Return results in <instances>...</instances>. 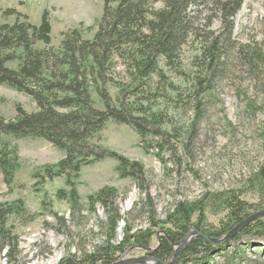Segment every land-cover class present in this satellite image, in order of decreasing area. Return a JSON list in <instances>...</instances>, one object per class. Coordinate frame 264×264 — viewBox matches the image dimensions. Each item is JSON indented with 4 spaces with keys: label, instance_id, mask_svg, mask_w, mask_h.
<instances>
[{
    "label": "rangeland",
    "instance_id": "rangeland-1",
    "mask_svg": "<svg viewBox=\"0 0 264 264\" xmlns=\"http://www.w3.org/2000/svg\"><path fill=\"white\" fill-rule=\"evenodd\" d=\"M7 8H16L37 27L46 15L51 46L57 49L63 32L72 29L93 40L105 3L103 0H0V25L17 20L16 16L4 17ZM191 10L203 25L212 20L207 32H220L221 17L209 2L199 12H194L195 6ZM233 22L234 40L264 53V0H243ZM206 31H201L202 36ZM38 46L46 45L39 42ZM200 47V42L191 38L182 49L179 70L165 71L167 82L177 89H163L158 74L153 75L149 100H139L141 90L147 86L139 87L143 80L135 73L130 58L116 57L109 68L107 65L105 80H109L105 83L97 77L98 87L91 88L96 106L105 108L106 100L100 94L103 90L112 104L123 103L129 109L142 104L148 116L162 113V122L143 137L132 125L108 121L94 137V143L105 150V157L84 165L76 173L47 174L49 166H56L65 158V151L46 139L1 136L0 149L6 145L17 149L14 155L17 167L10 184L0 170V205L11 212L6 214L4 229L0 227V264H59L79 248L93 250L96 243L105 240L106 230L100 226L106 214L102 204L90 205L91 197L105 187L116 189L119 196L116 205L125 218L119 223V240L125 235L127 222L134 230L155 232L148 247L133 246L117 254L113 261L117 264L155 257L149 250L160 247L161 236L166 232L164 226L169 225L153 228L151 221L165 220L178 202L199 200L211 193L234 192L254 205L247 218L264 209L260 207L264 197L253 186L255 174L264 167L263 68L247 64L239 56L232 58L224 76L203 96L205 103L199 111L200 100L191 96L199 89L201 67L196 56ZM165 94L168 96L163 98ZM18 106L28 112L38 110L32 97L0 84V115L7 121L14 120ZM121 158H125L123 164ZM136 162L143 166V173L133 171L132 164ZM74 192L80 203L75 208L72 207ZM213 204L205 209L202 225L214 231L222 230L224 223L229 222L230 213ZM262 217H253L250 222ZM198 219L196 214L193 221ZM193 231L200 232L196 228ZM196 238L202 237L196 235L192 240ZM212 245L211 252L200 251L187 262L180 261V255L176 264H264V238L254 239L247 233ZM172 256L164 262H169Z\"/></svg>",
    "mask_w": 264,
    "mask_h": 264
},
{
    "label": "trees",
    "instance_id": "trees-1",
    "mask_svg": "<svg viewBox=\"0 0 264 264\" xmlns=\"http://www.w3.org/2000/svg\"><path fill=\"white\" fill-rule=\"evenodd\" d=\"M103 1L105 11L94 39H86L80 30L72 29L63 32L62 43L57 49L51 46L50 25L46 15L42 25L37 27L16 8L3 11L4 17L16 16L17 20L13 24L0 25V84L9 85L32 97L38 110L28 112L18 106L17 117L9 121L0 115V141L2 135L39 137L64 150L65 158L58 165L49 166L48 175H71L95 159L105 157V150L94 143V137L110 120L134 126L143 137L154 132L152 127L157 128L156 124L162 122V113H150L151 116H148L147 108L142 104L130 109L123 103L112 104L103 90H100V94L106 100L105 108L96 106L91 88L98 87L95 84L97 77L104 79L105 83L109 80H105L107 65L109 68L116 57L131 59L135 73L143 80L139 87L147 86L146 90H141L139 100H149L153 75L158 74L159 85L164 86L163 89L175 88L172 82H167V69L179 70L183 47L191 38L196 39L201 44L196 56L201 77L198 78L199 89L191 97L200 100L196 102L199 111L205 103L203 96L224 76L232 58L239 56L247 64L261 66L264 76V53L258 48L238 44L233 38V18L242 8L243 0ZM208 2L221 17L222 29L219 33L206 31L212 20L203 25L192 14V6H195L196 13ZM158 3L161 6L157 7ZM204 30L206 34L202 36L201 31ZM39 42L46 46L39 47ZM167 94L162 95L163 98ZM137 112L146 115L140 116L135 114ZM16 151L15 148L10 149L9 145L0 149V170L4 172L8 184L13 180L17 167ZM121 159L123 164L125 158ZM132 165L133 171L140 170L143 173L140 163ZM253 184L264 197V167L255 174ZM118 198L114 187H105L91 197L92 207L102 204L105 210V219L100 226L106 230L105 240L96 243L93 250L79 248L74 253L70 252L59 264H112L116 255L129 247L150 245L155 232L134 230L127 221L125 235L118 239L119 223L125 220L116 205ZM73 199L75 202L72 207H78L80 203L75 192ZM213 203L230 213L229 222L224 223L222 230L214 231L202 225L205 209ZM253 207L234 192L211 193L199 200L178 202L165 220L151 221L153 228L160 224L169 225L164 226L166 232L161 236L160 247L151 254L165 261L174 254L173 242L181 241L195 228L211 238L229 233L250 216ZM260 207L264 208V201ZM9 213L10 208L3 210L0 205L2 229L3 222L7 220L6 214ZM196 214L199 219L195 222L193 217ZM247 233L254 239L264 238V217L242 226L233 239ZM213 248L203 238H196L182 252L180 261L187 262L191 255L200 251L208 253ZM1 250L0 247V253Z\"/></svg>",
    "mask_w": 264,
    "mask_h": 264
},
{
    "label": "water",
    "instance_id": "water-1",
    "mask_svg": "<svg viewBox=\"0 0 264 264\" xmlns=\"http://www.w3.org/2000/svg\"><path fill=\"white\" fill-rule=\"evenodd\" d=\"M262 217L264 216V209L261 210L260 212H258L257 214H255V216L253 217ZM252 217V218H253ZM252 218H247L244 222L240 223L238 226H236L233 230H231L226 236L220 238V239H216V238H211L209 236H206L205 234H203L202 232H199V231H193L191 233H189L188 235H186L179 243H174L176 245V248H175V251H174V254L172 256V259L169 260V262H164L156 257H152L150 256L149 259L147 260H151L153 262H155L156 264H176V262L178 261L179 259V256L181 255L182 253V250L188 246V243L191 242L192 238L194 236H201L202 238H204L208 243L210 244H214V245H219L221 243H225V242H228L230 241L233 236L238 233L240 231V229L242 228V226H244L245 224H248L250 223V219ZM140 247V246H138ZM155 249H150L149 252H153ZM140 262H146L145 260L143 261V258L141 259H136V260H129L128 262H124V263H121V264H135V263H140ZM148 263V262H147ZM112 264H117L115 262H113Z\"/></svg>",
    "mask_w": 264,
    "mask_h": 264
},
{
    "label": "bare ground",
    "instance_id": "bare-ground-1",
    "mask_svg": "<svg viewBox=\"0 0 264 264\" xmlns=\"http://www.w3.org/2000/svg\"><path fill=\"white\" fill-rule=\"evenodd\" d=\"M145 261L148 262V264H154V262L151 261V260H147V259H145Z\"/></svg>",
    "mask_w": 264,
    "mask_h": 264
}]
</instances>
